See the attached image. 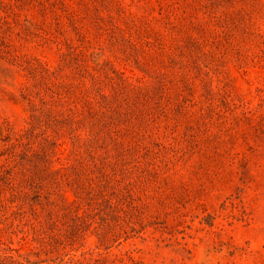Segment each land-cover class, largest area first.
<instances>
[{
    "label": "rangeland",
    "instance_id": "374dc122",
    "mask_svg": "<svg viewBox=\"0 0 264 264\" xmlns=\"http://www.w3.org/2000/svg\"><path fill=\"white\" fill-rule=\"evenodd\" d=\"M0 264H264V0H0Z\"/></svg>",
    "mask_w": 264,
    "mask_h": 264
}]
</instances>
